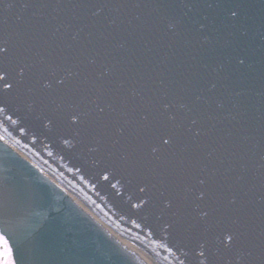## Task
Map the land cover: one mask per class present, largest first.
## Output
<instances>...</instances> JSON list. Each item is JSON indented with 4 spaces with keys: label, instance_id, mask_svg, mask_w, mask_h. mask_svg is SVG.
<instances>
[{
    "label": "water",
    "instance_id": "95a60500",
    "mask_svg": "<svg viewBox=\"0 0 264 264\" xmlns=\"http://www.w3.org/2000/svg\"><path fill=\"white\" fill-rule=\"evenodd\" d=\"M69 194L160 264H264V0H0L15 264H139Z\"/></svg>",
    "mask_w": 264,
    "mask_h": 264
},
{
    "label": "bare ground",
    "instance_id": "6f19581e",
    "mask_svg": "<svg viewBox=\"0 0 264 264\" xmlns=\"http://www.w3.org/2000/svg\"><path fill=\"white\" fill-rule=\"evenodd\" d=\"M1 140L2 142L8 144L20 157L30 161L28 158L22 155L15 147H13L3 138H1ZM71 198L84 213H86L98 226H100L113 240H115L120 245V247L124 251L128 252L130 256L133 259H135L139 264H160L149 253L145 252L143 249L139 248L138 246L132 244L131 242L120 236L115 230H113L103 220L99 219L91 210H89L86 206H84L79 200L73 198L72 196Z\"/></svg>",
    "mask_w": 264,
    "mask_h": 264
},
{
    "label": "flooded vegetation",
    "instance_id": "af4514ba",
    "mask_svg": "<svg viewBox=\"0 0 264 264\" xmlns=\"http://www.w3.org/2000/svg\"><path fill=\"white\" fill-rule=\"evenodd\" d=\"M0 264H15L12 250L7 240L1 233H0Z\"/></svg>",
    "mask_w": 264,
    "mask_h": 264
}]
</instances>
